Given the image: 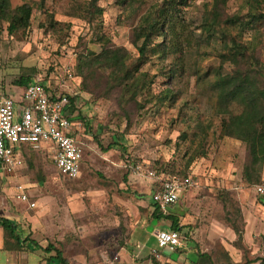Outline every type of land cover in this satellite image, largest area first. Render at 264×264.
I'll list each match as a JSON object with an SVG mask.
<instances>
[{
  "label": "rangeland",
  "instance_id": "rangeland-1",
  "mask_svg": "<svg viewBox=\"0 0 264 264\" xmlns=\"http://www.w3.org/2000/svg\"><path fill=\"white\" fill-rule=\"evenodd\" d=\"M223 1V19L244 16L249 4L264 12V0ZM163 3L10 0V10L31 6L30 24L10 33L9 22H0V84L9 94H18L21 86L16 80L33 75L52 89L70 91L77 97L73 116L80 122L84 147L83 172L77 179L62 177L47 150L28 151L23 166L1 175L0 217L17 222L22 235L43 249L53 245L62 250L70 264H149L155 227L166 229L165 223H170L153 214L154 182L146 175L150 169L189 174L194 181L178 205L169 207L178 217L184 246L178 253L164 250L162 264L264 259V195L257 191L264 184V165L259 183L244 181L250 158L247 144L224 135V116L217 112V93L211 86L221 72L215 42L226 34L228 39L256 45L264 66V26L257 30L226 24L217 35L201 36L204 15L215 0H188L181 6L182 21L208 45L202 78L190 67L174 80L163 72L165 63L159 56L152 55L140 70L148 72L154 84L133 98L123 96L121 86L114 85L110 69L96 65L79 74L80 60L106 46L124 48L131 61L138 58L134 29L143 13ZM196 58L201 60L196 55L190 60ZM233 68L227 63L222 71ZM70 72L75 77L70 78ZM172 80L173 93L165 96ZM115 137H124L126 145L109 148ZM19 184L27 188L36 207L29 208L21 198Z\"/></svg>",
  "mask_w": 264,
  "mask_h": 264
},
{
  "label": "trees",
  "instance_id": "trees-1",
  "mask_svg": "<svg viewBox=\"0 0 264 264\" xmlns=\"http://www.w3.org/2000/svg\"><path fill=\"white\" fill-rule=\"evenodd\" d=\"M220 3H225V1L215 0L213 9L205 13L201 25L203 29L201 36L205 33L210 34L211 37L217 35L220 27L222 28V25L226 24L244 29L248 27L256 29L258 25L264 26V12L259 11V8L253 4H249V11L244 16L235 14L223 19ZM187 4L188 0H164L162 5L152 7L143 13L139 24L134 29V39L139 49V56L134 61L130 60V55L124 48L106 46L101 53L94 57L86 56L80 60L79 74L85 75L86 72L93 70L96 65L110 69L109 78L114 81V85L121 86L123 96L131 95L133 98L146 93L154 84V80L149 77L148 72L140 70L141 66L152 55L159 56V59L165 63L163 72L174 77V80L179 73L190 67L195 70V74L202 78L205 70L207 71V67L202 65V59L206 54L205 48L208 45L203 42L205 38L198 40L197 35L189 30L185 21H182L184 19L181 6ZM30 16L31 6L29 4H24L17 11H14L10 10V0H0V22H9L10 33L26 28L30 24ZM228 36L229 34H226L215 42L218 43L215 55L220 60L221 72L212 81L211 86L217 93V112L224 116V135L233 136L247 144L250 158L244 169L243 179L249 184H257L262 179L261 173L264 165V66L261 65L256 56V45L245 44L237 38L228 39ZM211 46L212 49L216 48V44ZM193 55L199 56L201 60L196 58L191 61L190 57ZM227 63L233 65L234 68L223 72L222 69ZM34 82L33 75L20 76L16 83L21 86V91L14 94L20 95ZM172 89H174L173 80L166 88L165 96L171 95ZM65 93L70 100L67 114L78 122L73 116V112L76 110L77 97L72 95L70 91ZM233 106H238L240 111L235 112ZM83 118L86 116L83 115ZM77 132L79 134V130ZM122 145H126V139L115 137L109 148ZM22 151L26 162L28 151L41 150L23 146ZM58 173L64 178L73 179L59 171ZM168 173L186 176L180 172ZM39 179L40 182H44L45 177L41 175ZM151 205L155 208L153 214L156 219H164L170 222L167 230L179 232L180 223L174 213H165L154 201ZM0 225L4 227L7 234L8 247L19 246L23 240V242L31 241L35 246L43 248L29 237L22 239L18 224L14 220L0 217ZM44 250L49 253L55 251L56 253L52 258L61 264H70L62 250L57 247L49 245ZM261 264H264V259H262Z\"/></svg>",
  "mask_w": 264,
  "mask_h": 264
},
{
  "label": "built area",
  "instance_id": "built-area-1",
  "mask_svg": "<svg viewBox=\"0 0 264 264\" xmlns=\"http://www.w3.org/2000/svg\"><path fill=\"white\" fill-rule=\"evenodd\" d=\"M69 77L73 78L74 74L70 72ZM69 103L65 91L52 89L51 84L40 78L20 95L9 94L0 84V182L2 174H11L24 165L23 146L47 150L58 171L67 177L74 179L82 175L84 147L77 132L80 122L68 116ZM146 175L154 182L153 201L165 213L194 184L189 174L182 176L150 169ZM16 188L31 208L36 207V201L23 184ZM257 191L264 195V184L258 185ZM155 236L149 264H162L164 250L176 252L181 247V235L178 231L159 229Z\"/></svg>",
  "mask_w": 264,
  "mask_h": 264
},
{
  "label": "crops",
  "instance_id": "crops-1",
  "mask_svg": "<svg viewBox=\"0 0 264 264\" xmlns=\"http://www.w3.org/2000/svg\"><path fill=\"white\" fill-rule=\"evenodd\" d=\"M259 185H262V184H259ZM27 205L29 208H31L29 206V204H27ZM177 205L178 204H176L173 207H176ZM161 222H162V220H161ZM161 222H158V224H160ZM163 223H165V222H163ZM168 225H169V223H165L166 227ZM157 230H159V229L155 227V230L153 233L155 240H156L155 233ZM249 230H250L249 226H247L246 231H245L246 240H249V237H250ZM179 231H181V228ZM20 235L22 236L21 237L22 239L25 238V236H23L21 232H20ZM7 238L8 237H7V234L5 232L4 227L0 225V264H61L58 260H55L54 258H52V256L54 255V254H52L53 251L50 253L49 252L45 253L44 252L45 250L43 248H41L39 246H35V244H33V242H31V241L23 242V240H21V243L19 246L8 247ZM181 240H182V245H181V247H182V246H184L182 237H181ZM155 244L156 243L151 245L150 248L148 247L149 250H151V248L153 246H155ZM181 247L176 251V253H178V251L181 250ZM149 254H150V252H149ZM212 259H213V257H212ZM166 260H167V258H166ZM261 261H262V259H256L255 257H253L250 260H246V262H243V260L241 258L240 259L238 258V259H235L234 263H236V264H261ZM121 264H131V263L122 262Z\"/></svg>",
  "mask_w": 264,
  "mask_h": 264
}]
</instances>
